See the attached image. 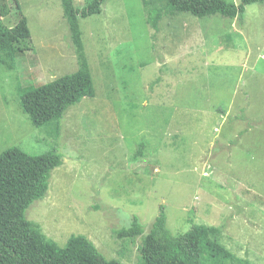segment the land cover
<instances>
[{"label": "rangeland", "instance_id": "374dc122", "mask_svg": "<svg viewBox=\"0 0 264 264\" xmlns=\"http://www.w3.org/2000/svg\"><path fill=\"white\" fill-rule=\"evenodd\" d=\"M1 3L5 27L25 18L33 50L8 64L0 53V154L61 157L45 198L24 215L47 242L63 248L83 236L106 260L139 264L162 210L173 236L217 227L235 257L264 264V2L246 6L242 22L180 13L155 31L147 10L164 1L106 0L78 19L94 98L41 128L19 100L22 89L78 69L63 10L59 0ZM134 217L143 235L118 238Z\"/></svg>", "mask_w": 264, "mask_h": 264}, {"label": "trees", "instance_id": "16d2710c", "mask_svg": "<svg viewBox=\"0 0 264 264\" xmlns=\"http://www.w3.org/2000/svg\"><path fill=\"white\" fill-rule=\"evenodd\" d=\"M63 18L74 47L78 69L39 87L21 90L20 106L35 128L58 123L64 114L82 99H93L95 89L85 59L78 19L100 13L106 0H92L80 10L72 0H59ZM161 7L147 10L146 22L155 31L163 17L180 13L202 19L219 15L242 22L245 7L264 0H240L238 5L225 0H162ZM147 5V2H143ZM5 7L0 0V53L4 64L32 51V41L25 18L19 14L13 27H5L1 17ZM15 44L20 48H15ZM140 143L131 161L142 157ZM61 164L54 151L31 156L18 148L0 154V264H119L106 260L83 236H72L63 248L47 242L40 228L25 219V211L45 198L50 173ZM144 230L134 217L126 228L116 232L118 238L135 239ZM220 229L194 225L188 232L173 236L166 227V216L159 210L139 247V264H251L235 257L218 242Z\"/></svg>", "mask_w": 264, "mask_h": 264}]
</instances>
